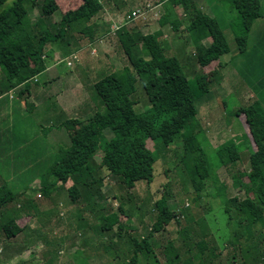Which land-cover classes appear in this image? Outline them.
<instances>
[{
  "label": "rangeland",
  "instance_id": "374dc122",
  "mask_svg": "<svg viewBox=\"0 0 264 264\" xmlns=\"http://www.w3.org/2000/svg\"><path fill=\"white\" fill-rule=\"evenodd\" d=\"M10 1L7 0L5 5ZM35 1L40 4L43 0ZM55 1L59 9L45 18V22L58 21L61 11L73 9L80 3V0ZM167 2L169 1L101 0L102 8L92 20L94 18L107 20L109 24H115L109 27L111 31L103 36L105 46L108 47L107 53L99 45V47L95 46L97 52L94 53L92 51L94 42L89 41L79 31L84 24L83 21L73 20L71 22L72 36L68 37V44L45 46L44 52L48 54L49 70L38 75L39 82L34 85V88H38L39 92V88L43 87V82L47 81L52 91L56 90L61 93L63 106L68 108L67 116L63 115V119L67 117L84 119L96 111L105 112V105L96 94L92 83L107 71L122 70L126 63L117 32L128 30L131 33L138 31L143 33L158 29L159 18L164 16ZM196 3L204 10H207V6L211 9L212 15L219 20L230 45V51L223 54L218 59L219 62H212L203 68L210 83L211 97L198 106L197 120L204 133L203 138L199 137L201 146L214 164V147L230 138L234 139L240 146V156L243 162L241 165L245 167L250 143L243 137V133H246L251 141L252 138L244 115L240 114L236 117L233 112L238 107L246 106L256 99H261L264 105V77L261 80L262 83L257 84L258 72L262 70L258 67L253 70L248 62L250 58H256L254 46L264 29V16L253 22L244 44L243 40L239 42L235 40V37L241 34L240 20L237 13L231 10L230 0H197ZM24 5L29 7L27 1ZM260 5L261 12L264 13V0H260ZM134 10H138V15L135 17L131 14ZM177 12L178 14L182 12L180 7L177 8ZM113 13L118 17L115 18ZM37 16V6L28 9L29 20L34 21ZM164 27L167 35L162 37V40L166 54H175L184 74L192 80L199 67L193 56L192 45L181 41L186 32L184 31L182 36L176 34L178 38L171 42L168 36L175 33L168 25ZM104 31V27L101 26L97 33H104ZM238 47L243 48L242 53H238ZM104 54L111 59V64L108 63ZM28 66H32L29 59ZM247 80L254 82V87L250 86ZM135 88L137 103L134 108L141 112L147 108V102L143 87L138 80ZM14 101V116L10 113L6 116L0 112V185H5L13 194L12 199L0 207V247L3 251H6L7 245L11 244L14 239V236L7 238L3 235V223L9 218L17 219L22 216L26 226L19 237V240L21 238L23 240L19 243L22 246L25 242L26 250L28 249L39 258L44 257V252L58 251L60 264H121L129 257V253H125L130 242L129 234L138 241L148 236L147 232L157 215L154 201L161 194L172 207L183 211L182 216H179V220L183 222L178 225L173 220L165 227V230L148 238L156 254L153 255L150 252L148 254L150 258L146 261L138 253L136 262L132 264H166L162 250L167 241H173L180 263L191 253L196 252V247H192L189 251L184 245L182 226L185 225V219L189 221V218H193L192 225L200 234L201 224H203L201 222L208 224L209 220L212 221L213 226L209 228L205 223L203 224L207 229L217 232V242H215L217 246L212 252H216L226 237L230 235L231 229L234 228L231 225L234 222L229 223L220 198L213 199L210 195L216 190L213 175L205 177L206 187L204 191L201 190V196L198 198L191 181L192 171L195 170L194 166L192 168L193 162L189 164L188 161L191 159L182 157V143L175 146H172L173 144L164 146L162 143L154 145L151 139L146 140L147 147L153 149L157 156L153 165L154 177L150 183L138 180L133 188H125L117 177L105 169L104 160L99 154L95 157L96 165H92L95 174L86 172L83 177L86 183L90 182L93 176L102 178L100 183L93 184L94 191H87L89 200H84L82 197L72 201L61 183L56 184L59 188L42 193L40 181L44 177L49 178L46 175V169L54 161L56 154L53 146H49L45 141L42 130L46 126L58 125V116H55L56 114L36 116L34 113L43 112L41 106L32 111L24 109L17 97ZM10 124L13 126L12 129L9 127ZM6 126L12 131L9 132L11 134L7 131L3 132ZM61 130L64 144L68 145L67 131L63 128ZM105 136H109V132H106ZM251 143L254 145L253 141ZM215 173L218 182L225 183L228 195L243 196L242 191L232 186L231 175L235 173L232 167L221 166L216 169ZM49 179L53 180L51 177ZM91 193L94 196H91ZM91 198H95L93 203H91ZM119 206H122V211ZM111 213L116 214V219L111 220L110 229H103L101 225L104 224V220L101 217ZM127 217H129L128 222ZM119 223L126 229V231L120 230L123 234L121 240L116 237ZM129 226L133 229H129ZM20 244L17 247H21ZM231 248L227 246L222 251L224 255L221 256L222 259L219 257V261L225 258V262L226 257L232 252ZM206 251H209L208 255L211 252L209 249ZM143 252L145 253V250ZM90 257H92V263H89ZM44 259L45 264H52L55 257L50 255L49 259Z\"/></svg>",
  "mask_w": 264,
  "mask_h": 264
},
{
  "label": "trees",
  "instance_id": "16d2710c",
  "mask_svg": "<svg viewBox=\"0 0 264 264\" xmlns=\"http://www.w3.org/2000/svg\"><path fill=\"white\" fill-rule=\"evenodd\" d=\"M6 1L0 0V94L14 89L17 98L24 100L25 109L28 110L25 99L31 85L36 83L34 78L49 65L48 54L44 52L45 46L68 44V37L72 36L73 20L83 21L79 31L89 41L101 36L102 32L97 33L99 25L92 19L101 10L102 3L101 0H80L77 7L61 11L58 21L45 22V18L59 9L55 0H43L40 4L35 0H11L5 5ZM26 1L29 7L24 5ZM168 1L159 23L168 19L173 33L178 35L186 32L185 42L192 45L193 56L199 67L194 78H187L175 54H166L161 31L145 34L139 31L135 34L128 30L117 32L126 63L122 70L107 71L92 83L106 111H96L84 119L65 118L60 121L68 132L69 144L57 148L54 161L46 169V175L53 180L42 178L41 190L42 193L49 192L58 182L66 184L70 181L66 187L70 199L76 201L83 197L84 200H89L87 191H94L93 184L100 183L102 178L93 176L86 183L83 177L86 172L95 174L93 167L96 165L95 157L99 154L104 160L105 169L117 177L125 188H133L138 180L150 183L154 177L153 165L157 156L153 149L147 147L146 140L151 139L154 145L162 143L164 146L182 143V157L191 159L188 162L190 164L192 161V168L194 166L195 169L192 171L191 181L197 197L201 196V190L204 191L206 187L205 177L212 174L216 190L210 195L213 199L220 198L229 223H236V229H231L230 235L226 237V245L238 251L247 263L246 254L259 250L253 234L258 221L264 216V105L261 99H256L233 112L236 117L244 115L254 143L252 145L249 136L243 133V137L250 143L247 166L241 165L240 146L231 138L214 147L213 164L201 146L199 137L204 133L197 120L199 104L211 97L210 83L203 68L228 53L230 45L216 16L205 13L196 0ZM230 5L240 20L241 34L235 40H243L245 44L253 22L264 16L260 0H230ZM34 6L38 7V16L32 21L27 15L28 9ZM175 6L182 10L180 17L174 12ZM260 34L254 46L256 58L248 60L253 70L256 67L262 70L258 72L257 84L262 83L264 77V29ZM242 50L243 48L238 47V53H242ZM28 59L32 66H28ZM212 74L215 75L213 72ZM137 80L143 87L147 102V108L141 112L134 108L137 103ZM247 82L254 87V82ZM106 132H109V136H105ZM221 166L234 169L235 173L231 175L232 186L242 191L243 196L227 195L225 183L218 182L215 173ZM91 196L94 195L91 193ZM12 197L10 189L1 184L0 207ZM94 200L95 198H91V203ZM154 205L157 215L147 232L148 236L138 241L129 234L130 242L126 251L129 253L130 263L136 262L138 253L146 261L150 258V252L155 255L148 238L165 230L173 220L178 225L183 222L179 220L183 211L172 207L162 194L156 198ZM119 209L122 211V206ZM101 219L104 220L101 227L110 229L111 220L116 219V214L111 213ZM128 219L129 217L127 222ZM187 220L182 226L184 245L189 251L192 247L197 250L180 263L173 241H167L162 250L166 264H205L202 255L207 249L206 239L201 237L202 231L201 235L192 225L193 218H189L190 224ZM15 221L12 217L3 223L2 233L5 237L15 236L21 230ZM129 229L133 228L129 226ZM120 230L126 231L121 223L117 225L118 239L123 235ZM155 259L158 260L156 256ZM258 261L262 264L261 259ZM122 264L128 262L124 260Z\"/></svg>",
  "mask_w": 264,
  "mask_h": 264
},
{
  "label": "crops",
  "instance_id": "0c3cea01",
  "mask_svg": "<svg viewBox=\"0 0 264 264\" xmlns=\"http://www.w3.org/2000/svg\"><path fill=\"white\" fill-rule=\"evenodd\" d=\"M196 2H197V0H196ZM176 7L178 8L179 6L174 7V10H175L174 12H176L178 17H180V15H182V14L181 13L178 14ZM199 7L201 8L200 5H199ZM201 9L205 13L212 15V13H211L212 11L208 6H207V10H204L203 8H201ZM113 15L115 18L118 17V15H116L114 13H113ZM93 21L96 24H98L99 27H101V26L104 27L105 32L102 33L101 36L97 37V39H95L94 41H91V42H94L92 51L94 53H96L97 49H95V46H97V47L102 46L103 47L102 50L105 53H107L108 47L105 46L106 44L103 41V36L107 35L111 31V29H109V27L111 28L115 24H112L113 25L112 26L111 24H109V22H107V20L102 21L99 19L96 20L95 18ZM168 21H169L168 19H165L162 24L158 23V25H159L158 29L154 30V31H161V39H163L162 37H165L167 35L166 34L167 32L164 30V28H165L164 26L168 25L170 27V24L168 23ZM170 29H171V27H170ZM154 31H151V32H154ZM143 33L145 34L148 32H143ZM179 35L182 36L183 34H178V36ZM168 38H170L171 42H174L176 40V38H178V37L176 36V34H171L170 36H168ZM181 41L185 43V36L182 38ZM189 43L187 42V44H189ZM98 51H100V50L98 49ZM104 56L106 57V59H108V61H109L108 63L111 64V62H110L111 59H109L106 54H104ZM217 61H219V60H214L212 62H217ZM48 66L45 69V71L49 70ZM101 71H103V70L101 69ZM113 71H115V70H113ZM34 82H36V83H33L31 85V87L29 89V94L27 95V97L25 99L27 101V104H28L27 108H28V110L33 111V110L37 109L38 106H41L43 109V112L38 111V112L34 113L36 116H39V117H42L43 115L49 116L50 114H56L55 116H58V121H59L58 125L46 126L44 128V130H42L44 133L45 141L49 144V146L52 145L53 148L57 151V148L60 145H65L64 140L62 139L63 133H62L61 128H63V130H66V128L60 124V121L63 119V115H66V111L68 108H65L63 106V100H62L61 93L59 91H56V90L52 91L51 87H49L47 83H43V85H42L43 87L39 88V92L37 90L38 88L37 89L34 88L35 87L34 85L39 82L38 75L35 76ZM45 82H47V81H45ZM15 97H17V96L15 94L14 89L9 90L8 92H6L4 94H0V112L1 113L5 114L6 116L10 113L11 115L14 116L13 112L15 110V108H14L15 107V105H14L15 104V101H14ZM20 101H21V105L25 109L24 100L20 99ZM50 112H54V113H50ZM67 118H69V117H67ZM9 127L12 129V127H13L12 124H10ZM9 127L6 126L5 130L3 132H5V131H7L8 133L12 132L9 129ZM9 134H11V133H9ZM67 137L69 138L68 132H67ZM40 159L43 160V158H40ZM58 183L60 185V182H58ZM68 183L67 184H61V185H64V187L66 188L67 185H69ZM56 188H59V187H57V185H56L54 190ZM229 196H232V195H229ZM15 220H16L15 221L16 224L19 227H21V230L14 236V239L11 242V244L9 243L7 245L6 251H3L2 248L0 247V264H45L46 261H44L45 260L44 258L49 259L50 255L55 257V259L52 261V264H60L58 251H56V252L55 251L44 252L43 253L44 257L39 258L38 256L34 255L32 252H30L28 249L26 250L27 246H26L25 242H24V244L22 243L23 245L21 246V244L19 242L23 239L21 238V240H19V237L24 232V228L26 226V223L24 222V219L22 220V216H19ZM211 222L212 221L209 220L208 224H206L205 222H201V223H203V224L205 223L207 225V228H209L210 226H213ZM203 224H201L202 225V234H203L201 237L206 239L207 249L211 250L209 255H208L209 251H206L207 249L205 250V252L202 255L205 264H259L258 260H260V259L262 260V264H264V258H263L264 257V253H263V248H264V216L261 220L258 221V226L255 228L256 231L253 234L255 242L258 244L257 247H259V250L258 251H249L246 254L247 263L244 262V258L241 256V254L232 248H231L232 252H230V256L226 257L225 262H224L225 258H223V261H219V257H220V259H222L221 256L224 255L223 254L224 252H222V251H224V249L227 247L226 239L222 242V245L220 247H218V250H216V252H212L214 247L217 246V245H215V242H217V238H216L217 232L215 230L211 231L210 229H207L206 226ZM231 226L234 227L233 229H236V223L235 222ZM130 228H133V227L130 226ZM218 242H220V241H218ZM18 244H20L21 247H17ZM127 247H126V250H127ZM126 250H125V253H128V251H126ZM191 256H192V254H190V256H188L187 258H185V260H187ZM256 258L257 259L260 258V259L256 260ZM91 260H92V257L89 258V263H92ZM125 261H127L128 264H132V263H129L128 258H126ZM121 264H122V262H121Z\"/></svg>",
  "mask_w": 264,
  "mask_h": 264
},
{
  "label": "built area",
  "instance_id": "2783aa9c",
  "mask_svg": "<svg viewBox=\"0 0 264 264\" xmlns=\"http://www.w3.org/2000/svg\"><path fill=\"white\" fill-rule=\"evenodd\" d=\"M137 12H138V10H134V11L131 13L132 16H133V17H135V15L137 16V15H138Z\"/></svg>",
  "mask_w": 264,
  "mask_h": 264
}]
</instances>
